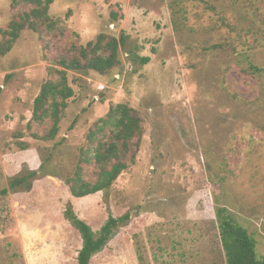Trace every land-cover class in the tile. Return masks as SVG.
I'll return each mask as SVG.
<instances>
[{
  "label": "rangeland",
  "instance_id": "374dc122",
  "mask_svg": "<svg viewBox=\"0 0 264 264\" xmlns=\"http://www.w3.org/2000/svg\"><path fill=\"white\" fill-rule=\"evenodd\" d=\"M25 10L0 0V40ZM49 15L54 29L23 30L0 55V190L37 172L0 197V264H77L82 240L64 218L68 205L93 231L108 215L130 216L89 264H225L217 208L248 231L261 258L264 73L242 70L264 69V0H55ZM101 34L127 37L120 64L105 75L67 71L73 97L59 133L36 139L44 128L27 124L49 71ZM127 52L150 61L132 64ZM115 104L142 118L135 162L109 190L75 199L64 180ZM83 172L94 181L93 166Z\"/></svg>",
  "mask_w": 264,
  "mask_h": 264
},
{
  "label": "trees",
  "instance_id": "16d2710c",
  "mask_svg": "<svg viewBox=\"0 0 264 264\" xmlns=\"http://www.w3.org/2000/svg\"><path fill=\"white\" fill-rule=\"evenodd\" d=\"M13 9L23 6L16 20L1 33L0 55H6L23 30H31L42 36L56 27V22L49 15V7L55 0H7ZM113 18L116 16L113 14ZM127 37L116 39L111 36L98 35L93 42L85 46L70 48V57L62 56L57 65L62 69H51L48 78L33 101L31 119L28 128H44L42 133H32L33 137L42 141L55 139L59 133V124L68 107V100L73 97V90L67 84V71L77 73L96 72L105 75L120 64L119 50H124ZM216 48V47H213ZM132 64L146 65L150 59L140 58L127 52ZM252 76H260L264 69L249 64L242 70ZM143 136V121L141 116L126 104H115L109 107L106 115L98 119L87 133L88 147L81 152L74 174L64 180L71 197L83 199L91 195L109 190L117 178L131 167L139 151ZM21 150H27L20 144ZM84 166H93L94 181L84 179ZM37 172L12 179L8 187L0 190V197H6L9 192L27 188L30 180ZM64 218L78 232L82 245L77 253V264H89L93 256L100 253L115 235L119 226L130 220L129 214L119 218L108 215L99 230L93 231L89 225L80 220L70 205L65 208ZM216 220L219 239L224 253L225 264H264V255L258 258L256 242L248 231L238 225L230 217L226 208L216 209ZM139 262L141 256H137Z\"/></svg>",
  "mask_w": 264,
  "mask_h": 264
}]
</instances>
